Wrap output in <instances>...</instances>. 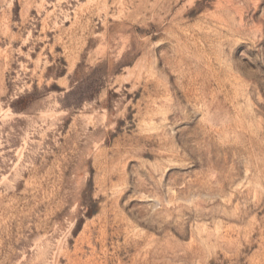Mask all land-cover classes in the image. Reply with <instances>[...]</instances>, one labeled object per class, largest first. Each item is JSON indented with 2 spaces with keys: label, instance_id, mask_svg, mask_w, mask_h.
Listing matches in <instances>:
<instances>
[{
  "label": "rangeland",
  "instance_id": "rangeland-1",
  "mask_svg": "<svg viewBox=\"0 0 264 264\" xmlns=\"http://www.w3.org/2000/svg\"><path fill=\"white\" fill-rule=\"evenodd\" d=\"M0 264H264V0H0Z\"/></svg>",
  "mask_w": 264,
  "mask_h": 264
}]
</instances>
